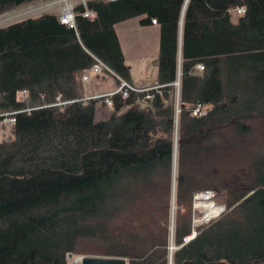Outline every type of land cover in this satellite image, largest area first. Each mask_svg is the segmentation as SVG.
Returning a JSON list of instances; mask_svg holds the SVG:
<instances>
[{
    "label": "trees",
    "instance_id": "16d2710c",
    "mask_svg": "<svg viewBox=\"0 0 264 264\" xmlns=\"http://www.w3.org/2000/svg\"><path fill=\"white\" fill-rule=\"evenodd\" d=\"M36 1L0 0V14ZM73 12L74 28L50 13L0 27V113L29 108L0 141V264H264V0H87ZM136 16L158 26L156 88L113 95L95 120L94 101L69 102L75 76L96 58L130 82L114 24ZM204 190L224 210L183 241Z\"/></svg>",
    "mask_w": 264,
    "mask_h": 264
},
{
    "label": "rangeland",
    "instance_id": "374dc122",
    "mask_svg": "<svg viewBox=\"0 0 264 264\" xmlns=\"http://www.w3.org/2000/svg\"><path fill=\"white\" fill-rule=\"evenodd\" d=\"M86 1L87 0H66L64 2L62 0H39L34 3L26 4V5L17 7L15 9H12V10H9L7 12L0 14V20L5 19L0 22V27H4L7 24H10V23H13V22L25 19V18L36 17L44 13L58 15L62 13L63 11H67L66 6L70 7L69 10L70 9L72 10V8L75 7L76 5H79V4L83 5ZM85 11L89 12L88 10H84L83 12ZM242 12H239L234 8L229 9V12H228L229 20L231 22H235L237 17ZM141 17L142 16L132 17V18H129L123 21H119L114 24L115 33L117 34L118 40L120 41L122 50L125 54V58H126L125 63L127 66L130 65L132 72L135 74V77L131 78V75H130V82H127L122 79H117L115 76L112 75L111 72H106L105 70H104V73H100L98 75L92 73L95 76H101L105 78L107 80L106 87L111 86L113 82L116 83L115 88H113L114 90H110L108 92H103V93H97V94L91 95L92 97H86L80 100L83 102L86 100L94 101L95 108L96 106L101 108L100 110L101 113H105L107 118H108V115L112 113L111 111H113V107H112L113 95H118L121 98H125L128 96L129 92H132V91L133 92L134 91L146 92L148 89L156 88V83H152V82L154 81L157 75L156 60L158 56V32H159L158 26L156 22H154V20H153L154 23H152L153 25L152 24L141 25L139 22ZM179 34H180V30L178 31V35ZM135 54H137V57L134 60L133 58ZM94 60H93V63L97 61L101 62L99 59H96V58H94ZM139 67L140 69H138ZM195 68L197 67L195 66L194 69H192V72L195 74H198L200 71L195 70ZM129 74H130V70H129ZM89 75L90 74H88V79L91 78V77L89 78ZM179 76H180V58L178 55L177 56V67H176V78H177L176 81L177 82L179 80ZM80 78L83 82L88 80V79L87 80L85 79L86 76L84 73H82ZM148 96L150 95L145 94L143 97L137 98L133 103V107L140 109V110L147 108L148 99H149ZM107 97L109 98L108 100L110 101V104H106L105 102V99ZM17 98L23 100L24 94L18 93ZM175 100H176V94L174 96V101ZM72 101L74 100H71L69 102H72ZM54 104H50V106L51 105L53 106ZM107 108H110V109H107ZM196 108L199 110L201 114L194 115L195 117L201 116L202 114H204L203 107H201L197 103H195L194 106L192 107L191 114H192V110ZM28 110L29 108L25 107V108H21L16 111H7V112L0 113V141L12 138V121H13L12 114L16 112H26ZM100 111H98L94 115L95 120L101 119ZM221 152H222V149L219 150L218 155ZM218 155L215 153L211 155L212 158H210L211 160L209 161L211 162L210 163L211 167L213 166V163L215 160L218 161ZM198 169L202 170L204 168L202 169L198 168ZM172 175L173 177L175 175V166H173ZM204 205H208L210 207L204 206ZM174 208H175V205L172 203V205H170V215L171 214L173 215ZM212 209H218V211L214 213L213 215H210L208 219H204V217H206V214H209L212 211ZM223 210H224V203L222 199L220 197H214L212 191L204 190V191H198L194 193L191 199V232L189 233V236H190L189 239H191L195 235L196 228H198L202 224H205L209 220L215 218ZM183 241L185 240L183 239ZM168 248L170 252L173 249H175V246L173 245V241L171 238L169 240ZM81 256H91V255H77V256L73 255L67 258V263L71 264L75 257H81ZM97 257H100V256H97Z\"/></svg>",
    "mask_w": 264,
    "mask_h": 264
},
{
    "label": "crops",
    "instance_id": "0c3cea01",
    "mask_svg": "<svg viewBox=\"0 0 264 264\" xmlns=\"http://www.w3.org/2000/svg\"><path fill=\"white\" fill-rule=\"evenodd\" d=\"M119 43H120V41H119ZM120 46H121V44H120ZM136 57H137V54H135L133 59L135 60ZM124 60H126L125 54H124ZM128 67H129V70H130L131 78L135 77V74L132 72V69H131L130 65H128ZM138 69H140V67ZM87 71H88L87 73L90 74L89 78L90 77L91 78L88 79L85 82H83L81 80V78H80V76L82 75V73L84 71L76 74V76H75V97L77 99L81 100V99H84L86 97H92L91 95H94V94H97V93H103V92H108L110 90H114L113 88H115V84L116 83L113 82V84L111 86L106 87L107 80L105 78H103L101 76H95L89 70H87ZM152 83H156V78L154 79V81ZM107 109H110V108H107ZM100 110H101V108L96 106L94 115ZM109 115H108V117H109ZM100 117H101V119H104L106 117V114L105 113H101V111H100ZM101 119H99V120H101Z\"/></svg>",
    "mask_w": 264,
    "mask_h": 264
},
{
    "label": "built area",
    "instance_id": "2783aa9c",
    "mask_svg": "<svg viewBox=\"0 0 264 264\" xmlns=\"http://www.w3.org/2000/svg\"><path fill=\"white\" fill-rule=\"evenodd\" d=\"M236 10L239 11V12H242V11H243L242 8H237ZM61 12H62V11H61ZM90 13H91V12H86V11L83 12L84 15H89ZM58 20H59V22H61V23L67 24L69 27L73 26L74 19H73V13H72V10L70 9V10L63 11L62 13H60V14L58 15ZM151 23H154L153 20L151 21ZM104 70H105L106 72H110L109 69H108V68H107L102 62H99V61L93 63V64L90 66V68H89V71H90L91 73H93V74H96V75H98V74H100V73H104ZM83 73L85 74V76H86L85 79L87 80V79H88V73H87V71L85 70ZM85 79H83V80H85ZM124 92H126V91H124ZM93 98H94V97H93ZM108 99H109L108 97L105 99L106 104H110V101H109ZM203 112H204V109H203ZM192 114H193V115H199V114H201V113H200L199 110L196 108V109H193V110H192ZM189 238H190V236L188 235V236H186V237L183 238V239L186 241V240L189 239Z\"/></svg>",
    "mask_w": 264,
    "mask_h": 264
},
{
    "label": "water",
    "instance_id": "95a60500",
    "mask_svg": "<svg viewBox=\"0 0 264 264\" xmlns=\"http://www.w3.org/2000/svg\"><path fill=\"white\" fill-rule=\"evenodd\" d=\"M70 255H67V258ZM71 264H125L124 258L81 256L75 257Z\"/></svg>",
    "mask_w": 264,
    "mask_h": 264
},
{
    "label": "bare ground",
    "instance_id": "6f19581e",
    "mask_svg": "<svg viewBox=\"0 0 264 264\" xmlns=\"http://www.w3.org/2000/svg\"><path fill=\"white\" fill-rule=\"evenodd\" d=\"M62 1H66V0H62ZM91 1V0H90ZM103 1V0H102ZM82 6V5H81ZM67 7V10H69V8L70 7H68V6H66ZM65 7V8H66ZM72 8V7H71ZM66 10V9H65ZM32 11V10H31ZM185 12V11H184ZM72 13H73V19H74V12H73V8H72ZM82 14V16H84V17H91V15H92V12L89 14V15H84L83 13H81ZM20 15V14H19ZM59 15V14H58ZM58 15H57V18H58ZM93 16V15H92ZM94 17V16H93ZM10 18V17H9ZM6 19H8V18H6ZM92 19V18H91ZM143 19V18H142ZM3 20H5V19H2V20H0V22L1 21H3ZM155 20V19H154ZM181 21V20H180ZM61 23V22H60ZM150 23V22H149ZM148 23V24H149ZM62 24H64V23H62ZM65 26H67V27H69L67 24H64ZM75 26V23H73V26H71V27H69V28H73ZM182 30V29H181ZM117 35V34H116ZM120 44V43H119ZM120 48H121V46H120ZM121 51H122V48H121ZM122 54H123V57H124V53H123V51H122ZM95 61V60H94ZM197 68H195V70H199L200 71V69H201V65H197L196 66ZM202 70V69H201ZM180 78V77H179ZM126 84V83H125ZM175 86H176V89H177V87L179 86H177V82L175 83ZM146 88V87H145ZM151 91V90H150ZM133 92V91H132ZM150 98V97H149ZM206 112V111H205ZM199 118V117H198ZM13 119V118H12ZM204 206H208V205H204ZM208 207H210V206H208ZM174 210V209H173ZM218 211V209H212V211L209 213V214H206V217H204V219H208V217H210V215H213L214 213H216ZM192 239V238H191Z\"/></svg>",
    "mask_w": 264,
    "mask_h": 264
}]
</instances>
